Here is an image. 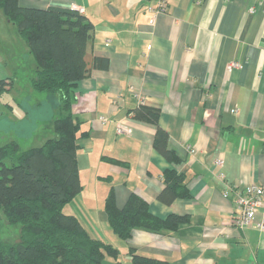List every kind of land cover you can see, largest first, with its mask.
Returning a JSON list of instances; mask_svg holds the SVG:
<instances>
[{
	"label": "crops",
	"instance_id": "0c3cea01",
	"mask_svg": "<svg viewBox=\"0 0 264 264\" xmlns=\"http://www.w3.org/2000/svg\"><path fill=\"white\" fill-rule=\"evenodd\" d=\"M161 1L20 0L38 9L79 5L94 24L91 72L78 82L72 107L81 133H87L78 141L83 190L68 212L92 237L118 249V258L106 256L102 264H132L130 248L167 264H264V232L235 223L237 199L246 187H264V0H165L166 10L152 22L149 9ZM0 30L9 37V43L1 41L6 53H15L18 42L26 47L1 11ZM30 63L34 73L35 61ZM233 63L239 67L230 69ZM6 64L0 52V68ZM29 84L26 95L0 108L10 140L12 134H41L51 121L40 115L47 96H36ZM141 105L160 112L158 125L178 162L155 149L157 126L135 117ZM120 122L132 133L119 134ZM41 138L34 144L41 145ZM170 170L186 177L190 198L160 201ZM111 187L120 209L135 193L155 216H187L188 222L174 231L135 229L123 241L105 212Z\"/></svg>",
	"mask_w": 264,
	"mask_h": 264
},
{
	"label": "trees",
	"instance_id": "16d2710c",
	"mask_svg": "<svg viewBox=\"0 0 264 264\" xmlns=\"http://www.w3.org/2000/svg\"><path fill=\"white\" fill-rule=\"evenodd\" d=\"M0 11L35 61L31 89L47 96L40 115L51 118L47 134L41 133V145L22 149L15 139L0 144V234L5 227L20 226L19 242L7 243L0 237V264H102L106 256L118 258L117 248L92 237L75 215L66 212L83 190L78 141L87 133H81L82 122L72 107L77 101L78 82L91 72L88 54L94 24L71 8L23 7L20 0H0ZM14 83L12 78L0 80V95L11 91ZM135 117L157 126L155 149L168 161L178 162L168 148V133L158 125L160 112L141 105ZM25 130L22 127L20 131ZM31 134L38 137L39 131ZM185 179L176 171H166L160 201L171 204L179 198H190ZM105 212L114 233L126 242L135 229L174 231L188 222L187 216H155L148 202L135 193L120 209L113 187L105 201ZM128 255L132 264H167L140 255L133 248Z\"/></svg>",
	"mask_w": 264,
	"mask_h": 264
},
{
	"label": "rangeland",
	"instance_id": "374dc122",
	"mask_svg": "<svg viewBox=\"0 0 264 264\" xmlns=\"http://www.w3.org/2000/svg\"><path fill=\"white\" fill-rule=\"evenodd\" d=\"M11 39L13 42H15L13 36ZM3 40H6V42L8 43L10 42L9 37L5 39L0 33V52L4 53V58L7 62L6 66L0 68V80H4L7 78H18V81L14 83L13 89L10 94L5 92L0 95V108H4L2 106L3 101L13 102V98L17 99L18 97L26 95L30 86V79L34 76L30 63V60L32 61L33 57L28 55V51L26 52V47H24L22 43L18 42L17 44L15 43L13 47L15 53H13L11 49H9V53H6L4 50L1 49V45L3 44L1 41ZM35 94L36 96H46L45 94ZM4 132L6 131H4L3 129V119L0 116V144L5 143L11 139L9 137H5ZM6 134L9 135L11 133L6 132ZM42 134H47V131L44 129ZM42 134H37V136L41 137ZM12 135V139L17 140L21 144L22 149H28L30 147H33L35 145L34 143H37L36 139L38 137L34 135H30L28 137L18 136V134ZM66 212H68V209H66ZM19 233L20 226L18 225L15 227H5L2 233L0 234V237L7 243H17L20 241Z\"/></svg>",
	"mask_w": 264,
	"mask_h": 264
},
{
	"label": "built area",
	"instance_id": "2783aa9c",
	"mask_svg": "<svg viewBox=\"0 0 264 264\" xmlns=\"http://www.w3.org/2000/svg\"><path fill=\"white\" fill-rule=\"evenodd\" d=\"M229 2L230 0H225ZM167 4L165 0H162L159 7L154 9L150 8L149 10L153 14V20H155L156 16L159 13H162L166 10ZM72 9L78 11L81 14L85 13V8L79 5H73ZM239 67V64H231L230 69ZM102 122H105L106 119L101 118ZM117 132L119 134H126L129 135L132 133L131 128L126 126L124 123L120 122L117 124ZM217 164L220 168L223 167L224 161L222 159L217 161ZM218 178L221 182H225L226 175L223 171H220L218 174ZM229 189L224 192L223 196L228 197ZM237 208L238 214L235 218V223L239 228H248V227H255L258 230L264 232V187L250 184L246 187L244 194L238 197L237 199ZM261 214L262 218L259 222L256 221L257 215Z\"/></svg>",
	"mask_w": 264,
	"mask_h": 264
}]
</instances>
